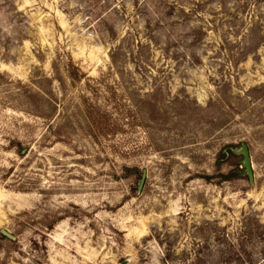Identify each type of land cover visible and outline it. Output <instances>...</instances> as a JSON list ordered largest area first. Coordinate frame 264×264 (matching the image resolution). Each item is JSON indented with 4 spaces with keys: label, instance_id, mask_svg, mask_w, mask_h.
<instances>
[{
    "label": "rangeland",
    "instance_id": "obj_1",
    "mask_svg": "<svg viewBox=\"0 0 264 264\" xmlns=\"http://www.w3.org/2000/svg\"><path fill=\"white\" fill-rule=\"evenodd\" d=\"M259 261L264 0H0V264Z\"/></svg>",
    "mask_w": 264,
    "mask_h": 264
},
{
    "label": "water",
    "instance_id": "obj_2",
    "mask_svg": "<svg viewBox=\"0 0 264 264\" xmlns=\"http://www.w3.org/2000/svg\"><path fill=\"white\" fill-rule=\"evenodd\" d=\"M242 152L244 153V156H245L244 166L246 167L249 175L252 176L251 163H250V152H249V148L247 145L244 144Z\"/></svg>",
    "mask_w": 264,
    "mask_h": 264
},
{
    "label": "trees",
    "instance_id": "obj_3",
    "mask_svg": "<svg viewBox=\"0 0 264 264\" xmlns=\"http://www.w3.org/2000/svg\"><path fill=\"white\" fill-rule=\"evenodd\" d=\"M243 264H251V263H249V262H245V263H243ZM253 264H264V261H259V262H257V263H253Z\"/></svg>",
    "mask_w": 264,
    "mask_h": 264
}]
</instances>
